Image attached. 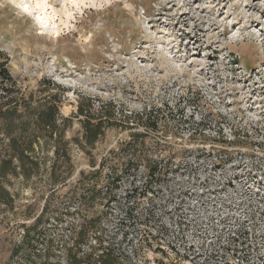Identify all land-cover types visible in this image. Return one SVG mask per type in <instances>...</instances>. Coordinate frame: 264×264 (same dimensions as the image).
Listing matches in <instances>:
<instances>
[{
    "label": "rangeland",
    "instance_id": "rangeland-1",
    "mask_svg": "<svg viewBox=\"0 0 264 264\" xmlns=\"http://www.w3.org/2000/svg\"><path fill=\"white\" fill-rule=\"evenodd\" d=\"M24 2L0 0L14 79L0 106L54 103L63 140L37 134L24 173L19 122L0 119L15 167L0 172V264H67L57 241L89 215L123 264H264V0ZM86 118L104 126L93 146ZM132 141L137 160L112 180Z\"/></svg>",
    "mask_w": 264,
    "mask_h": 264
},
{
    "label": "trees",
    "instance_id": "trees-1",
    "mask_svg": "<svg viewBox=\"0 0 264 264\" xmlns=\"http://www.w3.org/2000/svg\"><path fill=\"white\" fill-rule=\"evenodd\" d=\"M14 82V79L11 75V71L9 68V57L6 53L0 50V84L1 82ZM84 111H80L83 114ZM57 113L58 107L55 106L54 103H50L47 106H43L42 108H34L32 102H26L23 106H0V119L5 121L7 125L11 123H18L19 126L16 133V138L12 140L14 143L13 150L15 146L14 153L18 157L20 161V167L22 171L25 173V168L27 167V163H32V159L28 162H24V158L30 159L29 151L33 149L35 142L39 133H41L44 129H50V137L53 138L56 135V143L58 141L63 140V136L59 135L57 128ZM63 122H66V119H62ZM135 124V123H134ZM82 125L84 128V139L87 145L93 146L96 141L99 139L101 134L104 131L103 123H94L91 119L86 118L82 121ZM37 136H36V135ZM139 133L133 132L132 137L135 138ZM37 137V138H36ZM134 141L139 140L134 139ZM132 141L130 143V149L126 153L114 152L113 156H118L112 158L115 163V168H113L114 175H112V180H119L121 178L123 170H126V166L131 163V161L137 160L136 156V147L139 146L138 143ZM59 145V143H58ZM121 150V149H120ZM13 160L12 158H4L0 160V172L4 174L8 173L7 170L12 168ZM104 167V163L101 164ZM15 169V167H13ZM102 170L100 168L91 172L89 175H85L82 173L84 178L82 182V188L84 189L80 192V205H86V200L91 198V194L94 190L89 191L90 184L89 181L92 177L97 178L101 175ZM119 174V175H118ZM91 177V178H90ZM98 183L96 182L94 185L95 191L97 190ZM1 191V189H0ZM49 208V205H47ZM84 209L86 207L82 206ZM85 216L82 215L81 218ZM44 218V214L42 213L35 221L33 225L26 229V233L24 239L29 236L31 230H35L37 233L40 224ZM99 226L97 219L95 217L86 216L81 222L80 225H75L74 223H70V228L73 229V234L76 236L75 240L71 239H60L57 241V244H60L62 250L66 252L67 264H123L116 256V248L113 246L110 241H106L102 231L96 230ZM95 233L96 237L92 238V234ZM23 239V242L25 240ZM27 240V239H26ZM93 241L95 244L91 245L89 249L85 246L89 241ZM56 240L48 239L47 245L49 248H53L51 243L54 244ZM107 242V243H106ZM109 242V243H108ZM107 244V245H106ZM20 246H16L13 250V258L21 252L19 249ZM27 247L24 249V251ZM27 252V251H26ZM21 258L24 260L25 264H27L28 259L31 258L30 254L22 253Z\"/></svg>",
    "mask_w": 264,
    "mask_h": 264
},
{
    "label": "clouds",
    "instance_id": "clouds-1",
    "mask_svg": "<svg viewBox=\"0 0 264 264\" xmlns=\"http://www.w3.org/2000/svg\"><path fill=\"white\" fill-rule=\"evenodd\" d=\"M12 6L15 9H18L20 12L29 13L30 6L29 4L25 3L24 0H11Z\"/></svg>",
    "mask_w": 264,
    "mask_h": 264
},
{
    "label": "bare ground",
    "instance_id": "bare-ground-1",
    "mask_svg": "<svg viewBox=\"0 0 264 264\" xmlns=\"http://www.w3.org/2000/svg\"><path fill=\"white\" fill-rule=\"evenodd\" d=\"M41 25H42V24H41ZM42 28H46V27H45V26H44V27L42 26ZM44 30H45V29H44Z\"/></svg>",
    "mask_w": 264,
    "mask_h": 264
}]
</instances>
